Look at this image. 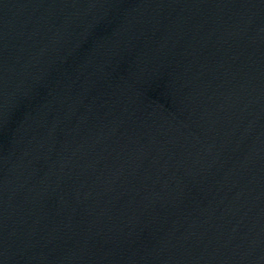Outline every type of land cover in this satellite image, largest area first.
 Instances as JSON below:
<instances>
[{
	"label": "water",
	"instance_id": "water-1",
	"mask_svg": "<svg viewBox=\"0 0 264 264\" xmlns=\"http://www.w3.org/2000/svg\"><path fill=\"white\" fill-rule=\"evenodd\" d=\"M0 264H264V0H0Z\"/></svg>",
	"mask_w": 264,
	"mask_h": 264
}]
</instances>
